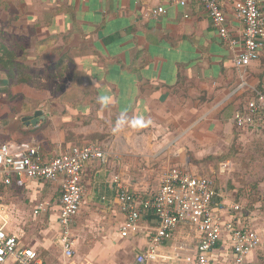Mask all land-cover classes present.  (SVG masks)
Returning <instances> with one entry per match:
<instances>
[{"label":"crops","instance_id":"crops-1","mask_svg":"<svg viewBox=\"0 0 264 264\" xmlns=\"http://www.w3.org/2000/svg\"><path fill=\"white\" fill-rule=\"evenodd\" d=\"M219 1L230 36L242 44L245 25L233 0ZM158 6L166 12L155 18L150 12ZM259 6L264 14V0ZM240 44L220 35L200 0L185 6L179 0H0V144L36 143L43 160L87 143L110 155L84 168V200L71 224L78 263L138 264L158 225L148 211L138 232L121 234L116 176L130 192L151 198L169 168L209 176L205 162L238 136L264 139V122L234 120L237 109L264 93V48L240 68L234 62ZM224 173L213 176L223 220L237 215L232 205L240 203L262 233L255 213L231 201ZM62 177L2 187L12 215L8 232L34 247L43 264L66 261L57 201ZM47 200V210L35 215ZM188 237L181 227L165 247ZM229 243L215 249L212 264L232 257Z\"/></svg>","mask_w":264,"mask_h":264},{"label":"built area","instance_id":"built-area-1","mask_svg":"<svg viewBox=\"0 0 264 264\" xmlns=\"http://www.w3.org/2000/svg\"><path fill=\"white\" fill-rule=\"evenodd\" d=\"M189 0H179L185 6ZM217 26L220 35L232 46L240 42L230 36L226 13L219 0H200ZM234 14L245 25L240 51L234 62L238 67H247L259 59L264 48V14L260 0H233ZM166 12L164 6L154 8L150 15L158 17ZM188 17V15H186ZM240 125H257L264 122V93H258L234 115ZM109 153L98 143L74 146L54 157L43 160L40 147L29 142L0 144V264H43V259L34 247L24 246L16 234L9 233L11 212L3 193V186L27 179L53 181L60 178L61 190L57 195L59 204V240L66 256L64 264H80L75 260L76 237L72 221L80 212L84 200L83 176L85 165L92 160L108 161ZM118 186V199L125 221L121 234L129 236L140 229L144 213L153 211L158 225L151 231L147 247L136 256L138 264H212L213 254L221 242H230L232 257L225 264H252L250 256L262 245V235L249 225L240 203L232 205L237 215L223 220V204L216 202L218 192L215 179L195 175L173 167L163 174L157 194L142 198L122 183L119 176L114 180ZM50 202L41 201L34 209L39 215L47 210ZM193 228L190 237L165 247L180 225ZM87 264V263H85Z\"/></svg>","mask_w":264,"mask_h":264},{"label":"rangeland","instance_id":"rangeland-1","mask_svg":"<svg viewBox=\"0 0 264 264\" xmlns=\"http://www.w3.org/2000/svg\"><path fill=\"white\" fill-rule=\"evenodd\" d=\"M261 85L264 86V82ZM212 157V160L205 162L212 166L206 174L217 177L225 171L223 185L230 193L231 201L242 202L255 213V222L262 232L263 242L255 252L252 264H264V139L249 134L244 138L238 136L221 150L220 155ZM181 227L187 233H193L191 226L182 224L179 229ZM74 235L76 237L75 231Z\"/></svg>","mask_w":264,"mask_h":264},{"label":"water","instance_id":"water-1","mask_svg":"<svg viewBox=\"0 0 264 264\" xmlns=\"http://www.w3.org/2000/svg\"><path fill=\"white\" fill-rule=\"evenodd\" d=\"M40 116H42V112L41 111L36 113L35 118L32 119V123L36 124L38 122Z\"/></svg>","mask_w":264,"mask_h":264},{"label":"trees","instance_id":"trees-1","mask_svg":"<svg viewBox=\"0 0 264 264\" xmlns=\"http://www.w3.org/2000/svg\"><path fill=\"white\" fill-rule=\"evenodd\" d=\"M40 151H41V148H40Z\"/></svg>","mask_w":264,"mask_h":264}]
</instances>
